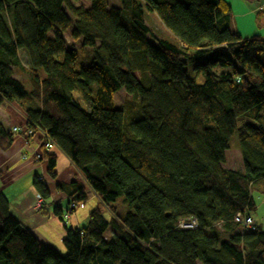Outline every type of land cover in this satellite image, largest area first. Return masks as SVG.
<instances>
[{
	"label": "trees",
	"instance_id": "1",
	"mask_svg": "<svg viewBox=\"0 0 264 264\" xmlns=\"http://www.w3.org/2000/svg\"><path fill=\"white\" fill-rule=\"evenodd\" d=\"M73 1L0 0V98L79 171L82 180L56 184L72 211L88 192L98 205L83 227H65L61 255L0 194V264H264V231L237 232L232 222L237 211L250 214L253 187L264 193V39L233 32L224 0ZM65 9L70 38L91 51L87 67L75 68L79 52L65 46ZM144 10L174 41L151 31ZM20 72L28 87L13 75ZM120 88L130 97L119 108ZM12 132L0 124V145ZM233 133L241 170L223 166ZM40 149L54 179L55 152ZM33 185L49 197L40 175ZM190 216L196 227H176Z\"/></svg>",
	"mask_w": 264,
	"mask_h": 264
},
{
	"label": "crops",
	"instance_id": "2",
	"mask_svg": "<svg viewBox=\"0 0 264 264\" xmlns=\"http://www.w3.org/2000/svg\"><path fill=\"white\" fill-rule=\"evenodd\" d=\"M230 4V27L233 32L239 33L242 37H249L253 34H260L264 39V0H224ZM152 12V11H151ZM153 13V12H152ZM154 14V13H153ZM155 15V14H154ZM159 23L163 25L158 19ZM148 26V25H147ZM165 28V26L163 25ZM167 34L172 36L165 28ZM154 32V31H153ZM155 33V32H154ZM159 36L157 33H155ZM21 64L22 50H18ZM24 58L28 59L24 53ZM25 65V64H24ZM26 66V65H25ZM21 79L18 73L13 74ZM37 102L35 103V106ZM26 117L22 110L14 103H10L0 98V124L6 131L17 126L19 130L12 132V141L9 144L0 145V194H2L8 204L9 211L24 224L29 231L35 235L43 244L54 247L58 252L65 251L62 239L65 236V227L81 228L87 222L89 208L88 202L95 201L94 195L88 192L86 202L79 208H75L67 220H62L53 212V206L58 205L60 211L68 204V197L64 190L56 186L57 183H69L73 179L80 180V173L70 160L57 148L52 150L56 156V177H48L46 172L47 163L45 159L35 158L37 153L41 154L40 138L38 135L27 136L24 133ZM223 166L227 167L229 160L225 150ZM233 161L240 159V151L236 150ZM242 163V162H241ZM242 167V164H241ZM234 169V168H233ZM241 170V168H236ZM35 175H40L46 182L49 197L43 199L41 205L36 207L38 192L33 185ZM52 186V187H51ZM53 188V190L51 189ZM96 202V201H95ZM98 202V200H97ZM98 204V203H97ZM252 215V214H251ZM253 224L257 220L252 216Z\"/></svg>",
	"mask_w": 264,
	"mask_h": 264
},
{
	"label": "rangeland",
	"instance_id": "3",
	"mask_svg": "<svg viewBox=\"0 0 264 264\" xmlns=\"http://www.w3.org/2000/svg\"><path fill=\"white\" fill-rule=\"evenodd\" d=\"M72 5L74 6H81V7H87L89 5V1L88 0H77V1H73ZM65 12L68 16L69 19V26L67 28L64 29L63 32V38L65 40V46L66 48H75L76 50L79 52V57L76 60L75 63V68H80V67H87V65L90 64V59H91V51L89 50V48H83L81 49L79 47L80 44V40H72L70 38V33H71V28H72V24L74 22L73 17L70 15V13L67 11V9H65ZM144 16H145V22L148 26H150L151 31L157 33L159 36H163L169 40H173L174 38L172 36H170L169 34H167L165 28L163 27V25H161L158 21V17L156 15H154L151 11H147L144 10ZM49 37H52V32H50ZM22 51L25 53V51L22 49ZM24 53H21V61H23L24 64H26V66H28V61L27 59L24 58ZM27 56V53H25ZM188 69V74L190 76H193L195 74V70L192 69V67H190V65L186 66ZM36 73L39 75L41 73V71H36ZM21 75V83L23 85H25L26 87H28L27 85V78H28V74L25 72H20ZM135 75L138 76V72H135ZM195 78L197 80L198 83H201L203 81V77L201 75H195ZM75 93H77L75 91ZM130 96L126 93V91H124L122 88H120V90H117L114 93L113 96V100L115 103L116 107H121L124 104V100L126 98H129ZM125 120H126V115H125ZM238 141L236 140V133H233L230 138H229V153L227 154V158L229 160L230 163H228L227 167H232L234 169L236 168H241V159L237 158L235 159V161H233L232 157L233 155H236V150L238 149ZM81 180V179H80ZM52 187V186H51ZM53 190V188H51ZM251 195H252V200H253V204L254 207L253 209L250 211V214H252V216L254 217L256 221V223L260 226L261 230L264 231V193L261 192L257 187H253L252 191H251ZM96 201V202H95ZM93 200L91 202H88L86 204L87 207L92 208L93 205H98L97 200ZM116 204L118 205V209L121 212H125V210H127L128 206L126 203L123 202L122 196H118L116 198ZM80 206H78L77 208H79ZM100 207V206H99ZM101 208V207H100ZM102 209H104L102 207ZM88 222V221H86ZM219 232H222L224 230L223 227L216 225L215 226ZM235 231L240 232V228L238 226H236ZM108 235V234H107ZM60 253V252H59ZM65 253V251L63 253H60L61 255H63Z\"/></svg>",
	"mask_w": 264,
	"mask_h": 264
},
{
	"label": "built area",
	"instance_id": "4",
	"mask_svg": "<svg viewBox=\"0 0 264 264\" xmlns=\"http://www.w3.org/2000/svg\"><path fill=\"white\" fill-rule=\"evenodd\" d=\"M12 131L15 132L17 130H19L20 128H18L17 126L11 127ZM24 133L26 132L29 136H33V135H38V137L40 138V142L42 144V146L46 149V150H51L55 147L54 142L50 139V137L47 136L46 132L44 130H42L39 127L36 128H30L26 126V120H25V125H24ZM40 157V154L37 153L36 155V159ZM80 179L82 180V177L80 175ZM93 194V193H92ZM94 195V194H93ZM43 201V198L40 196L37 198V204L36 207H39L41 205ZM76 206L75 202H71L70 204H68V206L61 210L62 212V219L63 220H67L70 215L72 214V209ZM233 219L232 222H234L237 226H239V228L244 231V230H254L255 225H253V220H252V215L249 214L246 211H237L233 214ZM222 221L217 222L216 224L218 226H220ZM176 227L177 228H186V229H190V228H194L196 227V218L195 217H181L179 218V220L176 223Z\"/></svg>",
	"mask_w": 264,
	"mask_h": 264
},
{
	"label": "bare ground",
	"instance_id": "5",
	"mask_svg": "<svg viewBox=\"0 0 264 264\" xmlns=\"http://www.w3.org/2000/svg\"><path fill=\"white\" fill-rule=\"evenodd\" d=\"M7 100V99H6ZM9 102V101H8ZM28 117V116H27ZM30 118V117H29ZM31 119V118H30ZM41 124V123H40ZM44 129H45V127H44Z\"/></svg>",
	"mask_w": 264,
	"mask_h": 264
}]
</instances>
